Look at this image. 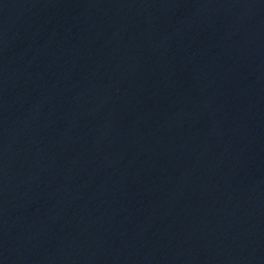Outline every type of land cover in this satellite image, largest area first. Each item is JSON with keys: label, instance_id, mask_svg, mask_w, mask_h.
I'll list each match as a JSON object with an SVG mask.
<instances>
[{"label": "water", "instance_id": "water-1", "mask_svg": "<svg viewBox=\"0 0 264 264\" xmlns=\"http://www.w3.org/2000/svg\"><path fill=\"white\" fill-rule=\"evenodd\" d=\"M0 264H264V0H0Z\"/></svg>", "mask_w": 264, "mask_h": 264}]
</instances>
